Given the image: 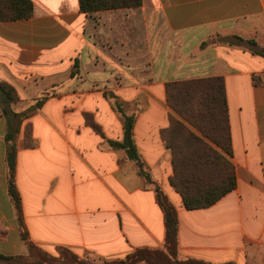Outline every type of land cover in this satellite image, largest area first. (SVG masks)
I'll use <instances>...</instances> for the list:
<instances>
[{"label": "crops", "instance_id": "obj_1", "mask_svg": "<svg viewBox=\"0 0 264 264\" xmlns=\"http://www.w3.org/2000/svg\"><path fill=\"white\" fill-rule=\"evenodd\" d=\"M33 3L32 18L0 22V80L20 97L12 110L47 97L19 136L16 184L30 241L53 256L62 247L102 262L163 248L153 186L109 144L124 137L115 96L136 116L145 168L177 209L181 257L264 264V56L253 52L264 49V0H143L92 14L79 0ZM210 77L225 81L237 188L207 209L187 210L169 183L171 153L161 139L171 112L165 88ZM6 132L0 107V255L28 256L9 194Z\"/></svg>", "mask_w": 264, "mask_h": 264}, {"label": "trees", "instance_id": "obj_2", "mask_svg": "<svg viewBox=\"0 0 264 264\" xmlns=\"http://www.w3.org/2000/svg\"><path fill=\"white\" fill-rule=\"evenodd\" d=\"M142 3L143 0H79L83 14L139 8ZM33 16V0H0V22ZM249 43L253 47L257 45L254 41ZM253 52L264 56V49L253 48ZM165 96L171 112L169 126L161 131V139L171 153L173 173L169 183L181 196L187 210L207 209L237 188L225 81L221 77L173 81L166 84ZM111 98L115 100L113 108L121 114L124 137L122 142L109 141V144L124 150L128 158L135 162L139 175L153 186L157 203L164 214L165 241L161 249L137 248L124 258L104 260L103 264H211L181 257L177 209L162 188L152 181L145 168L134 140L136 116L127 115L124 104L115 96ZM46 99L42 97L26 111L15 112L12 105L19 103L20 97L13 86L0 80V107L7 118L5 141L9 194L17 211L21 236L29 248L28 256L0 255L1 264H89L62 247L57 248V256L48 254L30 241L25 225L22 199L16 184L19 136L24 122L41 109ZM85 117L93 130L102 133L90 115ZM24 146H33L30 125L26 126Z\"/></svg>", "mask_w": 264, "mask_h": 264}, {"label": "rangeland", "instance_id": "obj_3", "mask_svg": "<svg viewBox=\"0 0 264 264\" xmlns=\"http://www.w3.org/2000/svg\"><path fill=\"white\" fill-rule=\"evenodd\" d=\"M78 67H79V65H78V63H77V64L74 66L73 74L79 70ZM143 98H144V99H142V100L140 101V107H142V108L146 105V102L148 101L147 97H143ZM145 98H146V99H145ZM135 106H136V107L131 106L130 108H131V109L136 108L137 110L140 109V107L138 106V104H136ZM132 107H133V108H132ZM144 108H145V107H144ZM82 260L86 261V262L89 263V264H103L102 260H101L99 257H97V256H95V255H90V254H89V255L87 254V258H86V259H82Z\"/></svg>", "mask_w": 264, "mask_h": 264}]
</instances>
